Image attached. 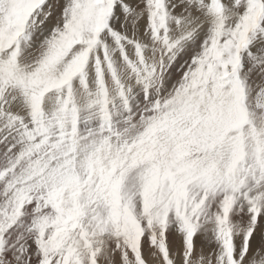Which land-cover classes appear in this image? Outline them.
I'll use <instances>...</instances> for the list:
<instances>
[{
  "label": "snow or ice",
  "instance_id": "obj_1",
  "mask_svg": "<svg viewBox=\"0 0 264 264\" xmlns=\"http://www.w3.org/2000/svg\"><path fill=\"white\" fill-rule=\"evenodd\" d=\"M0 264H264V0H0Z\"/></svg>",
  "mask_w": 264,
  "mask_h": 264
}]
</instances>
